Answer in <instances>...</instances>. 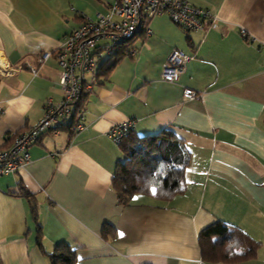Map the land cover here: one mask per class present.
I'll use <instances>...</instances> for the list:
<instances>
[{"label": "crops", "instance_id": "0c3cea01", "mask_svg": "<svg viewBox=\"0 0 264 264\" xmlns=\"http://www.w3.org/2000/svg\"><path fill=\"white\" fill-rule=\"evenodd\" d=\"M185 1L210 13L204 30L153 18L151 35L132 44L135 57L122 59L107 80L97 79L98 64L83 131L60 121L58 134L49 131L30 148L23 171L0 178V264H50L20 188L37 201L45 252L65 244L76 250V264H206L198 239L219 221L261 244L243 264H264V0ZM114 2L0 0V66L22 67L0 76L1 149L43 118L49 100L64 98L55 57L40 65L39 56L54 54ZM176 50L194 59L168 83L162 71ZM185 89L201 97L188 100ZM132 119L138 137L173 128L183 139L191 154L185 193L119 203L112 180L125 155L108 131Z\"/></svg>", "mask_w": 264, "mask_h": 264}, {"label": "built area", "instance_id": "2783aa9c", "mask_svg": "<svg viewBox=\"0 0 264 264\" xmlns=\"http://www.w3.org/2000/svg\"><path fill=\"white\" fill-rule=\"evenodd\" d=\"M167 16L176 26L187 32H199L205 29L210 20V13L195 9L185 0H115L107 14L100 15L97 21H87L61 44L54 54L50 52L39 56L37 62L42 65L52 56L59 67L58 85L64 93L63 100L54 104L48 101L43 118L31 129L20 132L8 149L0 148V178L16 175L23 171L30 162V148L40 138L52 131L58 134L60 121L75 120L74 132L85 128L82 108H77L84 94L89 93L95 82L97 66L107 57L115 55L119 46L131 40L139 32L151 35L148 26L155 17ZM136 52H130L135 57ZM194 59L182 51L172 52L162 71V80L174 83L183 73L186 64ZM34 76L37 70L27 65ZM22 67L4 68L0 66V76H13ZM93 77L89 80L87 77ZM188 100H195L201 94L190 89L184 90ZM1 114V110H0ZM135 119L112 125L108 138L119 147L122 141L136 128Z\"/></svg>", "mask_w": 264, "mask_h": 264}, {"label": "trees", "instance_id": "16d2710c", "mask_svg": "<svg viewBox=\"0 0 264 264\" xmlns=\"http://www.w3.org/2000/svg\"><path fill=\"white\" fill-rule=\"evenodd\" d=\"M142 33L139 32L131 40L120 45L115 55L105 57L101 62L97 79L107 80L122 59L131 57L130 52L134 50L132 44ZM87 96L88 94L83 95L77 108H82ZM69 121L63 127L72 133L75 127L74 117ZM119 147L125 159L116 167L112 187L120 204L128 205L137 195L168 202L185 193L187 184L184 175L190 165L191 154L173 128H166L156 135L145 137H138L132 132ZM20 190L27 200L32 221L37 229L36 245L50 264H76V250L65 244L56 246L51 254L45 252L42 228L38 223L37 201L26 190L22 188ZM106 229L102 231L104 237H107ZM198 243L202 260L206 264H243L254 260L261 248L260 243L247 237L239 229L220 221L204 229Z\"/></svg>", "mask_w": 264, "mask_h": 264}, {"label": "rangeland", "instance_id": "374dc122", "mask_svg": "<svg viewBox=\"0 0 264 264\" xmlns=\"http://www.w3.org/2000/svg\"><path fill=\"white\" fill-rule=\"evenodd\" d=\"M104 57H107L106 52H102V58H104ZM90 78H91L90 76L87 77L88 80H89Z\"/></svg>", "mask_w": 264, "mask_h": 264}, {"label": "snow or ice", "instance_id": "6c2138e0", "mask_svg": "<svg viewBox=\"0 0 264 264\" xmlns=\"http://www.w3.org/2000/svg\"><path fill=\"white\" fill-rule=\"evenodd\" d=\"M152 191L155 192V189H153Z\"/></svg>", "mask_w": 264, "mask_h": 264}]
</instances>
